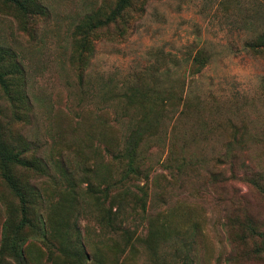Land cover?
Listing matches in <instances>:
<instances>
[{"label": "rangeland", "instance_id": "obj_1", "mask_svg": "<svg viewBox=\"0 0 264 264\" xmlns=\"http://www.w3.org/2000/svg\"><path fill=\"white\" fill-rule=\"evenodd\" d=\"M0 264H264V0H0Z\"/></svg>", "mask_w": 264, "mask_h": 264}]
</instances>
